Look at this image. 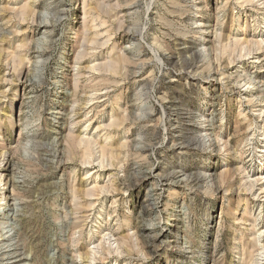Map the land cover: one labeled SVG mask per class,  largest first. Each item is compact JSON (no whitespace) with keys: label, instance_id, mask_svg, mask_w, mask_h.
Listing matches in <instances>:
<instances>
[{"label":"rangeland","instance_id":"rangeland-1","mask_svg":"<svg viewBox=\"0 0 264 264\" xmlns=\"http://www.w3.org/2000/svg\"><path fill=\"white\" fill-rule=\"evenodd\" d=\"M135 1L0 0V264H255L264 0Z\"/></svg>","mask_w":264,"mask_h":264},{"label":"bare ground","instance_id":"bare-ground-1","mask_svg":"<svg viewBox=\"0 0 264 264\" xmlns=\"http://www.w3.org/2000/svg\"><path fill=\"white\" fill-rule=\"evenodd\" d=\"M135 1V0H134ZM137 1V0H136ZM135 1V2H136ZM253 1H255V0H240V2L243 4V3H245V2H253ZM258 1V0H257ZM260 1V0H259ZM258 3V2H257ZM134 4V3H133ZM132 4V5H133ZM250 4V3H249ZM252 4V3H251ZM262 4H264V3H262L261 2V5ZM258 5H260L259 3H258ZM130 7H131V5H129ZM136 8V7H135ZM47 26V25H46ZM201 26H204V25H201ZM140 33V32H139ZM203 33H206V31L203 29ZM138 37V35H136L135 34V32H133V33H129V38H130V40H132V39H134V38H137ZM262 41H264V40H260V43L262 42ZM37 53H40V52H37ZM124 58V57H123ZM133 61V60H132ZM255 62H257V61H253V63H255ZM74 64H73V67H74V69L77 71L76 72V75H78L79 76V72H78V64H79V61L78 60H74V62H73ZM187 63V62H186ZM194 63V62H193ZM77 76V77H78ZM79 78V77H78ZM249 85H247V84H245V85H247L246 86V88H249L250 87V85H251V83H250V81L249 82H247ZM93 90V89H92ZM103 89H96V90H94V91H89L90 92V94H89V96H88V98H87V101L90 103V102H92V101H98L99 99H101L103 96H102V94H103ZM245 92H247V91H245ZM106 93V92H105ZM250 94V93H249ZM86 101V100H85ZM89 103H87V104H89ZM94 103V102H93ZM92 103V104H93ZM96 103V102H95ZM97 103H99V102H97ZM91 105V104H90ZM175 107V106H174ZM85 108H86V106H85ZM91 109V108H90ZM142 111V110H141ZM259 111V113H260V115L262 116V114H264V110H261L260 111V109L258 110ZM145 112V111H144ZM147 112V111H146ZM146 114V113H145ZM150 114V113H149ZM162 115H163V113H162ZM178 115H181L179 112H178V110L177 109H173V116H178ZM148 116V115H147ZM179 117V116H178ZM83 136H81V137H79L80 138V141H81V143L82 142H84V143H89V141H90V139L89 138H87V137H85L86 136V134H82ZM185 144V143H184ZM188 145V144H187ZM186 145V146H187ZM148 146V145H147ZM144 148V147H143ZM102 150V149H101ZM102 164V163H101ZM1 165H2V161L0 162V167H1ZM138 171V170H137ZM250 177L251 176H247L246 177V181H247V185H248V188L250 189V191H253V190H255V193H256V195H255V197H257V198H261L263 201L262 202H264V173H262V174H257L255 177H253V178H251L250 179ZM195 182H196V180H195ZM12 184H13V187H16L15 186V183H14V181L12 182ZM18 184V183H17ZM95 188V187H94ZM90 195V194H89ZM1 200V199H0ZM90 203V202H89ZM8 205L9 204H7V202L5 201L1 206V209H3V208H5V207H8ZM154 206V205H153ZM10 207L12 208V212H15L14 214H11V215H7L6 217H4V219L3 220H1L0 221V226L3 228V230L4 229H6L7 227H8V223H9V221L11 220L10 218L14 215V220L15 221H17V223H18V225H19V228L21 229V230H29V228L27 227V225H26V222H25V220H26V216H24V215H21V214H18V212H20V208L21 207H19V205L18 204H16V203H13V204H11L10 205ZM20 209V210H19ZM91 210V209H90ZM12 212H10V213H12ZM9 216V217H8ZM13 221V220H12ZM33 226V225H32ZM35 228V227H34ZM19 229V230H20ZM31 229V228H30ZM2 231V230H1ZM25 233V232H24ZM107 235V233L105 234V236ZM109 235V234H108ZM104 236V235H103ZM108 237V236H107ZM9 238V237H8ZM102 240L104 239V238H101ZM8 240H11V239H8ZM99 240H100V238H99ZM101 240V241H102ZM105 240V239H104ZM106 241V240H105ZM104 241V242H105ZM254 244H255V246H256V249L258 250V252H257V254H256V258H255V264H264V231H262V232H260V233H258L255 237H254ZM100 243V242H99ZM100 245V244H99ZM21 247V246H20ZM95 247V246H94ZM96 248V247H95ZM20 249V248H19ZM95 250V249H94ZM17 251H14V253H16ZM20 256V255H19ZM90 260V259H89ZM11 263H12V261H11Z\"/></svg>","mask_w":264,"mask_h":264}]
</instances>
